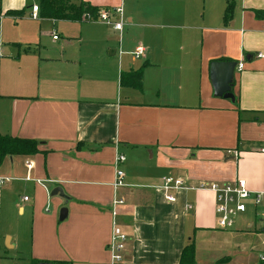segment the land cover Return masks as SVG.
I'll return each mask as SVG.
<instances>
[{"label": "crops", "instance_id": "obj_1", "mask_svg": "<svg viewBox=\"0 0 264 264\" xmlns=\"http://www.w3.org/2000/svg\"><path fill=\"white\" fill-rule=\"evenodd\" d=\"M233 1L224 23L226 0H69L120 5L119 33L100 21L43 18L37 0H0V134L35 139L40 150L0 164V176L12 177L0 186V249L16 250L28 234L47 243L33 254L43 262L110 264L114 222L127 235L117 264H179L190 240L195 264H226L241 234L264 233L254 220L218 229L215 194L195 189L236 176L264 189V0ZM221 59L242 65L232 99L210 79ZM139 68L141 88L120 85L121 73ZM119 152L126 185L113 215ZM167 177L187 187L173 201L159 188ZM56 187L63 196L51 195ZM255 249L254 264L264 251Z\"/></svg>", "mask_w": 264, "mask_h": 264}, {"label": "built area", "instance_id": "obj_2", "mask_svg": "<svg viewBox=\"0 0 264 264\" xmlns=\"http://www.w3.org/2000/svg\"><path fill=\"white\" fill-rule=\"evenodd\" d=\"M38 5H32L31 18L36 19L38 17ZM83 19L85 21H100L105 25L109 26L113 31L121 32L123 28V15L122 7H101L97 11L95 19L90 14H84ZM58 36L56 33L52 34V39L57 40ZM144 49L138 46L133 54L136 57L142 55ZM238 68H241L239 63ZM260 154H264V147H261L257 151ZM233 157L237 159L238 152L233 151ZM125 160L122 153H118L114 160V181L112 183L114 189V195L111 202V211L114 215L117 208L124 204V199L119 194V189L124 187L125 174L118 167ZM26 167L28 172L33 167L32 161H26ZM27 181H34L38 184L43 185V180L33 179L28 175L24 178ZM12 180V177L0 176V186L5 182ZM44 186V185H43ZM163 193L164 198L167 201H173V192L179 189H187L184 182L180 178L167 177L159 187ZM195 189H208L215 194V216H216V227L221 230H230L234 227L235 217L245 213L249 206L252 207V217L255 221V226L258 230L264 232V189L252 190L249 189L245 179L236 176L233 180L225 183H210L209 185L200 184ZM23 200H27L24 196ZM186 209H191V205H186ZM252 225V224H251ZM127 241V235L124 231L117 226L114 222L112 223L110 238L106 244V250L110 257V264H117L122 260V252L124 251L125 244ZM256 264H264V251L258 253V261Z\"/></svg>", "mask_w": 264, "mask_h": 264}, {"label": "trees", "instance_id": "obj_3", "mask_svg": "<svg viewBox=\"0 0 264 264\" xmlns=\"http://www.w3.org/2000/svg\"><path fill=\"white\" fill-rule=\"evenodd\" d=\"M41 6V16L43 18L67 19L85 21L84 14H90L94 19L99 8L85 2L78 5L70 4L69 0H39ZM234 7L233 0H226V7L223 15L224 23L231 20V14ZM15 15H22L23 10L9 11ZM221 59L220 61H225ZM121 86L141 88L142 86V68L136 71L121 73L119 78ZM39 142L35 139L12 137L0 134V164L5 156L13 155H35L39 153ZM194 242L190 240L181 251L179 264L194 263ZM43 261H34L31 264H38ZM50 264H69L66 261L48 262Z\"/></svg>", "mask_w": 264, "mask_h": 264}, {"label": "rangeland", "instance_id": "obj_4", "mask_svg": "<svg viewBox=\"0 0 264 264\" xmlns=\"http://www.w3.org/2000/svg\"><path fill=\"white\" fill-rule=\"evenodd\" d=\"M39 2V0H37ZM48 210V208H46ZM49 210L51 212V207L49 206ZM252 207L249 206L248 210L245 213H242L235 217V224L233 228L244 229L248 222L252 221ZM239 233V232H238ZM50 234V235H49ZM37 235V233H36ZM35 235V236H36ZM48 238L50 239L51 233L48 232ZM53 241L55 242V234L53 233ZM35 239L30 241L29 236L25 237V239L20 243L19 248L16 250H10L6 253L5 250L0 249V264H31L34 261H41L33 254H38V252L47 249V243L44 241L42 244L38 237H34ZM237 240V239H236ZM240 241V248L231 250L230 259L225 262L226 264H254L256 261L255 255H257L256 249L251 251L252 247L257 246L259 249L264 250V233L258 236H242ZM234 242V241H232ZM53 245V242H49ZM48 243V244H49ZM235 246V245H234ZM232 248V246H231ZM257 249V250H259Z\"/></svg>", "mask_w": 264, "mask_h": 264}, {"label": "water", "instance_id": "obj_5", "mask_svg": "<svg viewBox=\"0 0 264 264\" xmlns=\"http://www.w3.org/2000/svg\"><path fill=\"white\" fill-rule=\"evenodd\" d=\"M237 66L234 61H212L209 65L210 79L214 87V92L218 96L225 98H233L231 93V85L233 79L234 69ZM59 194L63 196V192L59 187L51 191V195ZM67 209L62 208L59 213V219L62 220L66 217ZM38 264H50L47 262H40Z\"/></svg>", "mask_w": 264, "mask_h": 264}]
</instances>
